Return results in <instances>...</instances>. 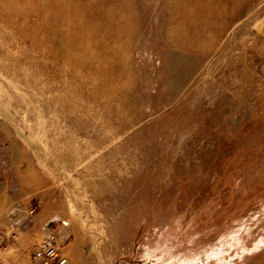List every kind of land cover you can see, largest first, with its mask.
Listing matches in <instances>:
<instances>
[{
    "label": "rangeland",
    "instance_id": "obj_1",
    "mask_svg": "<svg viewBox=\"0 0 264 264\" xmlns=\"http://www.w3.org/2000/svg\"><path fill=\"white\" fill-rule=\"evenodd\" d=\"M0 228V264H264V0H0Z\"/></svg>",
    "mask_w": 264,
    "mask_h": 264
},
{
    "label": "built area",
    "instance_id": "obj_2",
    "mask_svg": "<svg viewBox=\"0 0 264 264\" xmlns=\"http://www.w3.org/2000/svg\"><path fill=\"white\" fill-rule=\"evenodd\" d=\"M5 248V234L0 228V261L2 259ZM57 255L56 241L54 239V234L48 232L42 242L35 248L33 252V259L38 264H50L53 262L55 256ZM66 262L65 258H59L54 264H64ZM52 264V263H51Z\"/></svg>",
    "mask_w": 264,
    "mask_h": 264
}]
</instances>
